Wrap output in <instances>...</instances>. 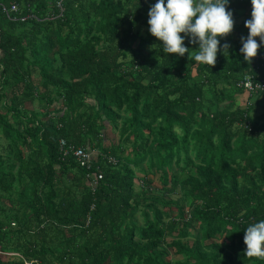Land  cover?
<instances>
[{"label":"trees","instance_id":"trees-1","mask_svg":"<svg viewBox=\"0 0 264 264\" xmlns=\"http://www.w3.org/2000/svg\"><path fill=\"white\" fill-rule=\"evenodd\" d=\"M154 4L0 0V264H264V46L234 19L214 66L165 54Z\"/></svg>","mask_w":264,"mask_h":264},{"label":"clouds","instance_id":"clouds-1","mask_svg":"<svg viewBox=\"0 0 264 264\" xmlns=\"http://www.w3.org/2000/svg\"><path fill=\"white\" fill-rule=\"evenodd\" d=\"M228 2L167 0L165 4V0H157L148 11L149 33L162 42L165 54L183 57L187 53L189 60L194 59L204 66L212 67L218 52L228 56L230 45H220V39L226 38L234 30L235 21L232 11L228 10ZM251 5V19L244 22L248 36L246 39L241 37L240 49L248 63L257 56L258 49L264 46V0H251ZM185 37L189 38V43L198 45L195 51L184 46ZM256 38H259V43ZM243 242L244 256L264 258V219L245 229Z\"/></svg>","mask_w":264,"mask_h":264},{"label":"built area","instance_id":"built-area-1","mask_svg":"<svg viewBox=\"0 0 264 264\" xmlns=\"http://www.w3.org/2000/svg\"><path fill=\"white\" fill-rule=\"evenodd\" d=\"M233 1H239V2H249L251 5V0H233ZM157 2V0H155V3ZM252 6V5H251ZM17 7L14 5L11 7V11H16ZM230 11H234V9L230 10ZM237 87L240 88L242 87L243 89H245V91L247 93H251V92H255V89H262V87L260 86V84H254L252 82V78L249 75H246L241 81H239L237 83ZM61 145L63 147L64 142H61ZM69 150L72 152V154L74 155V157L80 161V163L82 165L86 164L87 162H89L90 158L92 157V151L89 150L88 152L85 149H73V148H69ZM69 151L64 150V155H66ZM96 152V151H95ZM70 153V152H69ZM94 180H97V176H94L93 178ZM93 184H96V182H93Z\"/></svg>","mask_w":264,"mask_h":264},{"label":"crops","instance_id":"crops-1","mask_svg":"<svg viewBox=\"0 0 264 264\" xmlns=\"http://www.w3.org/2000/svg\"><path fill=\"white\" fill-rule=\"evenodd\" d=\"M231 2V0H229V3ZM232 6V5H231ZM234 9V11H232L233 13V19H235V21L238 20L239 21H243V20H249L251 19V11H252V6L248 5L247 9H243L240 7V5H238L236 8H231L230 10ZM244 21V22H245ZM246 95H241L240 96V101L245 97ZM169 254V260L172 259L173 254L172 252L168 253ZM168 261V260H167Z\"/></svg>","mask_w":264,"mask_h":264},{"label":"rangeland","instance_id":"rangeland-1","mask_svg":"<svg viewBox=\"0 0 264 264\" xmlns=\"http://www.w3.org/2000/svg\"><path fill=\"white\" fill-rule=\"evenodd\" d=\"M239 102V99L237 100ZM106 136L109 140H116L117 139V136L111 131V128H107L106 130ZM138 175H141V173H138ZM149 179H152V182H153V189H159L161 187L159 181H158V176L155 175L153 176L152 178L150 177ZM158 193V192H156ZM172 198H175L174 196ZM140 216L137 215V219L139 220V224H142V221L140 220L139 218ZM195 228H197V225H195ZM172 250V249H171ZM177 258H180V257H177Z\"/></svg>","mask_w":264,"mask_h":264}]
</instances>
